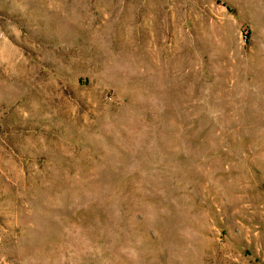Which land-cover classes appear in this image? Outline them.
<instances>
[{
    "label": "rangeland",
    "instance_id": "374dc122",
    "mask_svg": "<svg viewBox=\"0 0 264 264\" xmlns=\"http://www.w3.org/2000/svg\"><path fill=\"white\" fill-rule=\"evenodd\" d=\"M0 264H264V0H0Z\"/></svg>",
    "mask_w": 264,
    "mask_h": 264
}]
</instances>
